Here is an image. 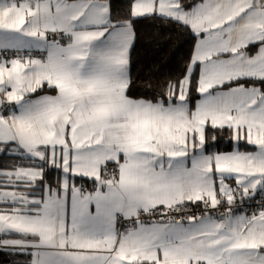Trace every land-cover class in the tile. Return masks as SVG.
Listing matches in <instances>:
<instances>
[{
    "label": "snow or ice",
    "instance_id": "obj_1",
    "mask_svg": "<svg viewBox=\"0 0 264 264\" xmlns=\"http://www.w3.org/2000/svg\"><path fill=\"white\" fill-rule=\"evenodd\" d=\"M113 11L112 0H0V154L21 158L0 168V252L264 264V0ZM146 20L194 44L182 75L148 76L137 97L131 51ZM225 133L233 148L221 152Z\"/></svg>",
    "mask_w": 264,
    "mask_h": 264
},
{
    "label": "trees",
    "instance_id": "obj_2",
    "mask_svg": "<svg viewBox=\"0 0 264 264\" xmlns=\"http://www.w3.org/2000/svg\"><path fill=\"white\" fill-rule=\"evenodd\" d=\"M112 4L114 17L126 11L127 0H112ZM136 31L138 39L131 51L130 73L134 81L132 91L139 97L142 93L138 89L146 77L151 76L154 81L161 82L183 74L184 60L190 54L194 41L182 36L172 26L165 27L157 21L146 20L139 23ZM156 35L162 37L159 42L151 40V37ZM209 141L211 143L210 136ZM241 144V150L251 148L243 142ZM214 148L225 152L232 150L233 145L225 133L223 136L218 135ZM19 163L21 158L0 154V168ZM28 259L29 257L26 256L0 252V264H26Z\"/></svg>",
    "mask_w": 264,
    "mask_h": 264
},
{
    "label": "built area",
    "instance_id": "obj_3",
    "mask_svg": "<svg viewBox=\"0 0 264 264\" xmlns=\"http://www.w3.org/2000/svg\"><path fill=\"white\" fill-rule=\"evenodd\" d=\"M259 197H257V199H258ZM257 205H256V203L255 202H252V206L248 209V213L249 214H251V212L252 211H255V210H257ZM165 222H167V221H165Z\"/></svg>",
    "mask_w": 264,
    "mask_h": 264
},
{
    "label": "crops",
    "instance_id": "obj_4",
    "mask_svg": "<svg viewBox=\"0 0 264 264\" xmlns=\"http://www.w3.org/2000/svg\"><path fill=\"white\" fill-rule=\"evenodd\" d=\"M250 147L252 148V146H250ZM251 148H250V149H251ZM230 151H232V150H230ZM225 152H228V151H225ZM187 166H189V167L191 166L190 161L188 162ZM37 195H38V194H37Z\"/></svg>",
    "mask_w": 264,
    "mask_h": 264
}]
</instances>
